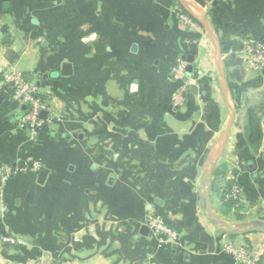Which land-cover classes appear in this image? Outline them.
<instances>
[{
  "label": "crops",
  "instance_id": "obj_1",
  "mask_svg": "<svg viewBox=\"0 0 264 264\" xmlns=\"http://www.w3.org/2000/svg\"><path fill=\"white\" fill-rule=\"evenodd\" d=\"M66 1L0 0V166H13L14 179L23 184H12L7 190L0 185V237L12 235L26 242L10 247L0 240V264L239 263L227 245L238 250L246 248L249 255L261 252L260 264H264V231L249 230L264 225V71L245 66L242 60L247 70L261 73V78L248 73L239 81L240 87L251 91V105L260 118L261 140L256 144L249 141V122H245L237 129L243 142L236 141L233 122L227 143L216 153L218 136L233 119V113L224 82L220 87L214 78L204 80L205 74L198 66L202 58L209 66L225 69V57L239 53L236 43L249 36L264 40V0H219L217 4L211 0L206 6L196 0H78L81 13L77 26L80 33L89 32L92 56L97 58L91 63L92 79L98 84L107 80L110 93V84L118 78L127 85L125 90L139 94L153 107L150 109L159 110L168 126L163 130L164 137L156 138L160 143L157 150L170 157L168 163L173 167L154 178L156 188L138 199L137 211L132 214L142 221L158 214L175 228L177 240L172 245L160 244L150 228L148 235L140 234L141 227L148 226V222H142L133 230L132 240L123 245L122 254L112 253L114 249L102 253L99 241L90 245L82 223L90 218L98 224L101 213L88 209L86 216L82 214L79 206L83 194L69 190L64 195L62 183L66 181L61 174H54L66 147L63 139H72L74 135L68 129L76 128L64 118L62 106L70 98L65 85L77 73V64L70 61L72 74L62 75L63 65L69 61L67 51L57 47L55 39H48L58 27L56 13L49 9H61ZM179 5L195 18L194 27L179 22ZM89 37L81 35L82 42L89 41ZM82 42L76 44L81 50ZM221 43L224 45L218 50ZM221 48L226 51L223 57L218 54ZM36 52L49 54L50 62L38 61L33 57ZM190 56L194 57V69L191 75L186 73V78L197 77L201 83L191 86L185 106L176 108L180 105L174 104V94L186 86L174 78L173 71L183 60L186 72ZM82 58L77 57V61ZM12 70L23 72L37 85L47 106L42 126L49 123L40 141L54 145L55 150L52 155L37 150L43 159L39 172H20L27 170L22 168L27 160L20 141L23 133L25 137V127L19 122V106L11 108L12 88L4 79V74ZM156 129L151 130L154 136ZM39 130L31 140L36 139ZM159 143L154 141L156 146ZM110 151L108 156L115 155L113 151L109 155ZM43 168L49 173L40 184L38 176ZM231 183L234 185L227 188ZM234 186L239 188L238 199L229 198ZM67 199H72L70 207ZM228 200H233L235 207ZM203 231L215 237L213 248L200 241Z\"/></svg>",
  "mask_w": 264,
  "mask_h": 264
},
{
  "label": "rangeland",
  "instance_id": "obj_2",
  "mask_svg": "<svg viewBox=\"0 0 264 264\" xmlns=\"http://www.w3.org/2000/svg\"><path fill=\"white\" fill-rule=\"evenodd\" d=\"M210 1L209 4L211 5ZM212 1H216V4L219 2V0ZM53 9L56 13L54 17L56 21L55 28L58 27L48 35V39H50V42L55 39L58 43L57 47L67 51L69 61L66 63L72 61L77 64V73L65 85V90L70 98L65 106H62L64 108V118L67 122L75 124L76 128L68 129L74 135L72 139L69 141L65 137L63 139L66 147L61 155L60 168L56 169L54 174H61L66 181L62 183L64 195H68L70 191L83 194V204L79 206L82 214L86 216V210L88 209L99 210L101 213L97 221L98 224H93L90 218H85L82 223V227L87 232L84 237H87L86 239L90 242V245L94 241H99L100 249L103 250L102 253L107 254L108 251L114 249L112 253L122 254L123 245L132 240L135 227L142 224V222L143 224L147 223L152 217L158 215L153 214L146 221H142L136 219L137 217L133 216L132 213L137 211L138 199L143 197L144 193L156 188L157 183L155 184L154 178L162 176L166 171L165 169L169 170L173 167L168 163L170 157L157 150L160 148V143L156 138H163V130L166 131L168 126L163 122L162 113L159 110L150 109L149 107L152 106L145 102L139 94L125 90L127 85L125 86L118 78L110 84L111 88L109 87V89H112L110 93L108 92L107 80L104 79V82L98 84L97 81L92 79L91 63L97 58L92 56L93 40L89 37V32L82 34L78 29L79 26H77L78 16L81 13L78 0L66 1L61 9L53 7L49 11L52 12ZM40 15L44 19L43 14ZM81 35L89 37V41L84 40L86 43L82 42ZM249 38L253 37L249 36ZM78 42L84 44L82 50L81 46L76 47ZM37 45L39 48L42 47L40 41L37 42ZM220 45L222 46L224 43L218 44V50ZM44 46L47 45L44 44ZM77 51L80 54H77ZM223 51L226 53L221 48V52L218 53L219 56L223 57L222 55L225 54ZM236 53L234 54L240 56V53ZM33 57L38 61L41 59L43 63L50 62L49 54L44 53L41 55L36 52ZM77 57H83L82 61H77ZM184 65L185 62L179 60L173 74L176 80L186 86L181 91L185 99L190 87L201 83V81L197 77L186 78L185 70L184 73H179V66ZM198 66L200 71L205 74L203 76L204 80L210 77L214 78L220 87L223 82L226 85L225 90L231 104L230 108L234 119L232 120L235 125L233 136L237 138L236 141L243 142L237 129L241 128L245 122H249V118L246 116L249 117L250 112L255 114L256 109L251 105L253 104L251 91L249 93L247 88L240 87L239 81L245 79L248 73H250L249 76L259 74L258 78H261V73L251 69L247 70L248 68L240 63L238 66H231L228 74L226 67L224 69V66H222L218 69L212 64L209 66L202 58L198 60ZM220 82L222 83L220 84ZM262 82L264 84V79H262ZM184 106L185 103L176 106V108H183ZM54 112L56 113V111ZM56 117L57 114H55L54 119ZM48 123L46 122L44 126L40 127L36 139L32 140L28 129L23 128L25 137L23 133L20 141L23 143L22 149L24 152L22 155L25 156L26 160L30 157L32 161L42 162L43 159L39 156L37 150L46 155H52L51 153L54 152V145L40 141L41 135L45 132L43 129L46 128ZM169 125L171 126V124ZM153 128H157L155 136L151 134ZM225 130L220 132L218 136L217 146L215 147L216 153H220L227 143L228 137L224 136ZM81 134H83L82 138H80ZM154 141L159 143V146L154 145ZM108 150H112L115 155L108 156ZM244 158L246 159L247 155ZM91 164H96V168L92 169ZM70 165L74 166L73 170H70ZM11 167L13 168V166ZM22 168H26V166ZM26 169L20 172L32 171L30 167ZM112 175L115 177L110 183L109 179ZM15 176L16 174L9 177L3 188L6 187L7 190L12 184H15L16 187L23 186L21 182L19 183L17 179H14ZM36 185L41 186L40 184ZM233 185V183L227 184V188ZM165 188L167 187L163 184V190ZM6 194L7 201L8 193ZM71 201L72 199H67L68 207L73 205ZM228 202L231 207H235L233 200H228ZM235 209L237 210V207ZM9 236L20 240L16 236ZM21 242L22 245H26L25 241ZM4 245L12 247L16 244L4 243Z\"/></svg>",
  "mask_w": 264,
  "mask_h": 264
},
{
  "label": "built area",
  "instance_id": "obj_3",
  "mask_svg": "<svg viewBox=\"0 0 264 264\" xmlns=\"http://www.w3.org/2000/svg\"><path fill=\"white\" fill-rule=\"evenodd\" d=\"M177 15L179 22L183 26L194 27L196 20L189 13L186 8L177 9ZM239 53L245 64L253 69L264 71V40L260 38H249L242 41V48ZM185 65L179 66V73H184ZM6 83L12 88L11 102H18L21 116L19 122L21 126L27 127L30 130V137L34 138L39 128L44 124L45 119L41 116V112L47 109L45 102L42 100L39 94L37 85L32 82L28 76L23 72L12 70L4 74ZM174 100L176 105H182L184 98L180 92L174 94ZM25 105V109L22 106ZM25 166L30 167L32 170L39 172L42 169L40 162L32 161L28 158L25 162ZM15 173L14 169L10 165L0 166V185H4L9 177ZM239 188L234 186L229 198L238 199ZM148 226L154 236L157 237L160 244L172 245L178 237L177 231L173 226L166 222L161 216L152 217L148 221ZM3 243L20 244V240H16L11 236L3 235L0 237ZM226 249L233 253L237 260L244 264H260L261 252L254 255H249L246 248L240 250L235 249L231 245H227Z\"/></svg>",
  "mask_w": 264,
  "mask_h": 264
},
{
  "label": "water",
  "instance_id": "obj_4",
  "mask_svg": "<svg viewBox=\"0 0 264 264\" xmlns=\"http://www.w3.org/2000/svg\"><path fill=\"white\" fill-rule=\"evenodd\" d=\"M6 6H9V3L7 2L6 3ZM33 22H36V19L34 18L33 19ZM135 46L133 47V50H135ZM188 61L190 62V64H188V66H187V68H186V73L188 74V75H191L192 74V72H193V69H194V66H193V61H194V57L193 56H190V57H188ZM72 72H73V66H72V64L71 63H65L64 65H63V68H62V72H61V74L62 75H70V74H72ZM135 85V84H134ZM134 85H133V87H134ZM198 87L197 86H194V89H197ZM0 101H1V97H0ZM18 107V102H12L11 103V108H13V109H16ZM25 105H23L22 106V109H25ZM19 116H21V114L19 115ZM41 116L43 117V118H46V116H47V111H42L41 112ZM232 125H233V120H231L229 123H228V125H227V128H226V130H225V133H224V136L225 137H228L229 136V133H230V131H231V128H232ZM80 137H82V136H80ZM113 152L112 151H110L109 152V155H111ZM96 167V165L94 164V165H92V168H95ZM73 168V166H71V169ZM48 173H49V169H44V170H42L40 173H39V176H38V182L40 183V184H43L44 182H45V180H46V178H47V175H48ZM114 175H112L111 176V178H110V183L113 181V179H114ZM94 214L92 213L91 214V216H93ZM226 229L227 230H234L233 228H231V227H226ZM250 231H258V230H261V231H264V225H257V226H254V227H252V228H250L249 229ZM244 232V231H243ZM140 234H142V235H148L149 234V227L147 226V225H143L142 227H141V230H140ZM200 241L201 242H203V243H206V244H208L210 247H214V245H215V237L214 236H212V235H210V234H208L207 232H205V231H203V232H201V238H200ZM237 264H241L240 262L239 263H237Z\"/></svg>",
  "mask_w": 264,
  "mask_h": 264
},
{
  "label": "trees",
  "instance_id": "obj_5",
  "mask_svg": "<svg viewBox=\"0 0 264 264\" xmlns=\"http://www.w3.org/2000/svg\"><path fill=\"white\" fill-rule=\"evenodd\" d=\"M201 5L206 6L209 0H196ZM195 19V18H194ZM237 48H242V42L236 43L234 45ZM224 52V51H223ZM242 63V58L235 55L234 53L228 54L224 59V65L227 68V72L229 74V69L231 66H238ZM240 80V79H239ZM262 138V129L260 124V119L256 114L250 112L249 113V141L252 144L258 143ZM226 193L223 195V199L226 197Z\"/></svg>",
  "mask_w": 264,
  "mask_h": 264
}]
</instances>
